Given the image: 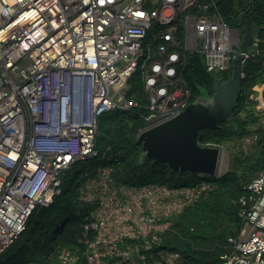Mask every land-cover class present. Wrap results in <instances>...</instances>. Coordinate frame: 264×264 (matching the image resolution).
Returning <instances> with one entry per match:
<instances>
[{"label":"built area","instance_id":"1","mask_svg":"<svg viewBox=\"0 0 264 264\" xmlns=\"http://www.w3.org/2000/svg\"><path fill=\"white\" fill-rule=\"evenodd\" d=\"M214 6L202 0H0V255L27 230L37 207L54 203L67 172L101 160L106 164L80 188V198L93 207L79 245L61 250L62 264L153 259L175 217L214 184L172 189L117 182L112 152L96 145L99 120L140 107L129 84L146 66L148 124L139 134L183 110L192 92L177 86L184 82L177 72L184 60L173 48L182 42L204 56L207 70L229 71L241 32L211 11ZM260 42L253 40L247 59L259 53ZM258 91L256 110L264 116L263 88ZM239 204L244 226L228 238L221 264H264V171L243 186ZM157 253L153 264L179 258Z\"/></svg>","mask_w":264,"mask_h":264},{"label":"trees","instance_id":"2","mask_svg":"<svg viewBox=\"0 0 264 264\" xmlns=\"http://www.w3.org/2000/svg\"><path fill=\"white\" fill-rule=\"evenodd\" d=\"M209 1L215 3L211 11L217 9L234 28L241 26V17L245 13L251 25L259 30L261 42L259 53L244 64L243 88L234 115L221 123L218 129H202L199 140L202 144L230 149L242 147V139L255 133L257 137L250 146L253 148L248 152L243 148L233 151L229 170L219 177L202 176L198 172H176L167 164L157 165L152 161L141 163L142 145L137 139L139 130L146 126L145 116L148 115L145 107L149 102L143 80L148 66L139 67L129 84V91L139 101L140 107L128 112L105 113L99 120L96 142L99 150L110 149L112 152L109 163L114 167V177L119 183L139 186L164 184L172 189L194 187L202 181L214 184L213 189L177 215L173 226L163 234L161 244L153 249V259L159 258L157 252L161 251L179 254L176 264H221V256L229 250L228 238L239 236L244 226L239 204L243 186L264 171V128L253 130L255 124H263L264 118L256 110L258 88L262 87L264 92V0H202ZM183 34L180 32V39H183ZM149 38L153 40V34ZM173 51L179 52L184 60L177 65L178 78L184 82L177 86L187 85L191 89V101L212 95L215 79L226 80L232 74V68L219 72L207 70L204 56L199 52L186 51L183 42ZM234 141L239 144L231 146ZM87 162L90 164L85 168L88 173L85 177L76 179V169L73 168L64 181L66 188L54 203L49 207L36 208L27 230L0 255V264H62L59 258L61 250L79 245L82 224L93 207L92 203L80 198L79 189L86 185L89 177L97 174L99 166L106 164L101 160ZM153 259L149 258L147 264H153Z\"/></svg>","mask_w":264,"mask_h":264},{"label":"water","instance_id":"3","mask_svg":"<svg viewBox=\"0 0 264 264\" xmlns=\"http://www.w3.org/2000/svg\"><path fill=\"white\" fill-rule=\"evenodd\" d=\"M242 39L240 49L233 57L232 74L224 80L216 78L213 94L197 97L176 116L148 126L138 135L142 145L140 162L152 161L157 165L167 164L173 171L198 172L217 177L223 147L202 144L199 140L202 129H218L229 121L239 105L245 77L244 64L247 53L253 51V28L250 19L242 14Z\"/></svg>","mask_w":264,"mask_h":264},{"label":"rangeland","instance_id":"4","mask_svg":"<svg viewBox=\"0 0 264 264\" xmlns=\"http://www.w3.org/2000/svg\"><path fill=\"white\" fill-rule=\"evenodd\" d=\"M232 28L240 30V29H242V26H240L239 28H234V27H232ZM252 28H253V38L256 39L258 37V35H259V32H258L259 30L256 27H253V26H252ZM240 32H241V30H240ZM241 39H242V32H241ZM153 41H154V39L152 40V39L148 38V42L149 43H153ZM239 49H240V46L237 47V50H239ZM216 72H219V71H216ZM129 93H130V91H129ZM130 94H131V96L134 97V94L132 92ZM257 105H258V103H257ZM256 108H257V106H256ZM262 120H263V124H259V123L255 124L253 126V130H259L261 128H264V118ZM147 124H148V121H146V125ZM256 137H257V135L255 133L252 134L249 137L248 136L244 137L242 139V143H241L242 147H230V149H227L229 147H223V154H222V158H221V161H220L217 177L225 174L229 170L230 165H231V153H233V151H235V150H238L239 148H243V149H245L248 152L251 148H253V147H250V146L253 144V141L255 140ZM237 144H239V143L234 141V142L231 143V146H234V145H237ZM102 152H105V150L102 151ZM89 164H90L89 162H87V163L86 162H80V163H78L77 165H75L73 167L74 169H76V179H78V180L82 179V177H84L86 175L85 168H87L89 166ZM72 169H71V171H72ZM70 172L69 173L67 172L65 174L64 181L66 180L67 174L69 175ZM65 188H66V184L63 182L62 191ZM79 194H80L79 196H81L80 189H79ZM56 199H57V197L55 198V200ZM161 225H164V224H161Z\"/></svg>","mask_w":264,"mask_h":264},{"label":"clouds","instance_id":"5","mask_svg":"<svg viewBox=\"0 0 264 264\" xmlns=\"http://www.w3.org/2000/svg\"><path fill=\"white\" fill-rule=\"evenodd\" d=\"M86 162H87V161H86ZM85 173H86V175L88 174L87 172H85ZM86 175H85V176H86ZM85 176H84V177H85ZM82 178H83V177H82Z\"/></svg>","mask_w":264,"mask_h":264}]
</instances>
